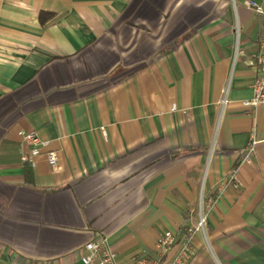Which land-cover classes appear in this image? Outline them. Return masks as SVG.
<instances>
[{
	"label": "crops",
	"instance_id": "1",
	"mask_svg": "<svg viewBox=\"0 0 264 264\" xmlns=\"http://www.w3.org/2000/svg\"><path fill=\"white\" fill-rule=\"evenodd\" d=\"M244 1L0 0V263L80 264L105 236L131 264L171 229L164 263L201 200L185 264H264V105L241 104L263 22ZM24 131L57 167L21 160Z\"/></svg>",
	"mask_w": 264,
	"mask_h": 264
},
{
	"label": "built area",
	"instance_id": "2",
	"mask_svg": "<svg viewBox=\"0 0 264 264\" xmlns=\"http://www.w3.org/2000/svg\"><path fill=\"white\" fill-rule=\"evenodd\" d=\"M244 5L252 10L256 15L260 16L263 22L262 31L259 38V47L257 53V62L259 73L252 84V95L250 98L241 101L242 106L254 108L259 105H264V2L258 3L254 0H245ZM228 88L224 89L223 97L220 101L221 107L228 102ZM22 141L26 144V151L21 155V160L34 164L35 158L40 154H45L47 159L52 164L53 168L57 167V152L53 150H45L48 145V140L41 138L34 131L20 132ZM256 138L252 136L246 147L240 150V164L250 161V155L254 152ZM237 168L233 171V179L235 181ZM207 212L203 209L201 200L198 208L193 227L188 230L173 256L164 263H161V257L167 255L174 243L175 232L171 229H166L156 236L154 240L155 255H149L146 252H140L132 257L131 264H185L191 252V241L193 234L199 231L204 240L207 241L206 233ZM80 264H118L116 254L110 247L105 236L98 239L86 241L82 246V252L79 255ZM4 264V263H0Z\"/></svg>",
	"mask_w": 264,
	"mask_h": 264
}]
</instances>
